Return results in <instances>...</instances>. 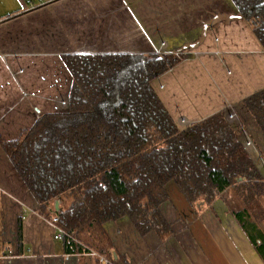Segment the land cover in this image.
<instances>
[{
  "label": "crops",
  "instance_id": "obj_1",
  "mask_svg": "<svg viewBox=\"0 0 264 264\" xmlns=\"http://www.w3.org/2000/svg\"><path fill=\"white\" fill-rule=\"evenodd\" d=\"M26 1L0 0V137L18 139L38 115L63 109L71 85L63 56L153 55L163 44V55L182 56L151 83L173 122L181 128L180 120L195 124L233 108L264 180V136L240 103L264 88V51L231 0ZM36 206L0 147V264H96L88 254L64 259L55 225ZM160 210L171 229L160 237H141L126 219L105 225L116 258L264 264L221 200L189 215L168 202Z\"/></svg>",
  "mask_w": 264,
  "mask_h": 264
},
{
  "label": "trees",
  "instance_id": "obj_2",
  "mask_svg": "<svg viewBox=\"0 0 264 264\" xmlns=\"http://www.w3.org/2000/svg\"><path fill=\"white\" fill-rule=\"evenodd\" d=\"M231 2L264 51V0ZM181 59L63 56L71 77L66 108L38 115L18 139L0 137L35 211L70 236L61 242L65 255L95 252L111 264H128L114 259L106 224L126 219L141 237H160L171 232L162 204L181 216L180 210L189 215L221 200L264 262V180L226 121L228 108L179 128L152 88ZM240 103L264 136V88Z\"/></svg>",
  "mask_w": 264,
  "mask_h": 264
},
{
  "label": "built area",
  "instance_id": "obj_3",
  "mask_svg": "<svg viewBox=\"0 0 264 264\" xmlns=\"http://www.w3.org/2000/svg\"><path fill=\"white\" fill-rule=\"evenodd\" d=\"M26 4L27 5H31V0H27L26 1ZM33 7V6H31ZM163 44H161V47L158 48L155 53L153 55H156V56H162V52H161V48H162ZM22 70H20L18 73H21ZM59 106H61L62 108H66L67 106V100H61L59 102ZM226 121L230 124V125H233L234 127H236L238 129V131L241 133L242 137H243V141H242V145L245 149H248L251 147V140L249 139L248 135H247V132L241 127L238 119H237V116H236V113H235V110L233 108H229L228 109V112L226 113ZM180 126L181 128H188L190 127L192 124L190 122H187L185 120H180ZM262 173L264 174V169L262 170ZM56 230L52 236V239L54 242H59L61 243L65 237H70L68 234H66L64 231H62L61 229L55 227ZM88 255L92 256L93 258H95L97 260V264H111V261L103 256V255H98L96 254L95 252H89ZM69 255H64V259H67Z\"/></svg>",
  "mask_w": 264,
  "mask_h": 264
},
{
  "label": "rangeland",
  "instance_id": "obj_4",
  "mask_svg": "<svg viewBox=\"0 0 264 264\" xmlns=\"http://www.w3.org/2000/svg\"><path fill=\"white\" fill-rule=\"evenodd\" d=\"M262 175V174H261ZM224 204V203H223ZM225 205V204H224ZM259 204H253V205H251V207H252V209H255V208H257V206H258ZM259 226H260V228L263 230V232H264V221L263 222H261L260 224H259Z\"/></svg>",
  "mask_w": 264,
  "mask_h": 264
},
{
  "label": "water",
  "instance_id": "obj_5",
  "mask_svg": "<svg viewBox=\"0 0 264 264\" xmlns=\"http://www.w3.org/2000/svg\"><path fill=\"white\" fill-rule=\"evenodd\" d=\"M54 210H55L56 212H59V201H55V202H54ZM113 257H114V259H115V258H116V255L114 254Z\"/></svg>",
  "mask_w": 264,
  "mask_h": 264
}]
</instances>
